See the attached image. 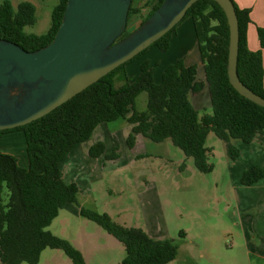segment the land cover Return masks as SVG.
<instances>
[{"label": "trees", "instance_id": "obj_1", "mask_svg": "<svg viewBox=\"0 0 264 264\" xmlns=\"http://www.w3.org/2000/svg\"><path fill=\"white\" fill-rule=\"evenodd\" d=\"M133 2L128 18L139 9ZM162 2L150 0L152 6L139 24ZM233 2L239 21L237 71L248 87L264 97L263 54L248 44L251 9ZM66 4L67 0L58 1L52 10L49 30L38 34L25 30L36 20L34 3L23 0L14 6L10 0H4L0 5V37L27 50L42 47L53 40ZM186 18L193 21L203 75L199 73L198 63L188 64L180 57L164 68L159 83L155 82L154 70L147 61L142 63L139 75L131 80L125 64L150 46L167 50L172 33ZM229 32L220 4L216 0H197L171 30L130 60L47 114L24 125L0 129V136L23 130L28 156V166L23 167L14 154L0 151V264L36 263L46 247L63 249L74 264H94L87 262L68 239L54 234L47 226L61 208L78 201L79 187L76 182L65 180L61 162L76 144L87 141L101 122L122 120L131 124L132 130L126 138L131 148L138 135L154 141L170 138L186 156L193 157L199 170L207 173L213 169L209 160L211 149L205 143L210 131L224 140L232 160L240 156L235 139L249 143L258 134H264V106L241 95L229 81ZM258 37L264 47V27H258ZM117 76L125 80L120 86L114 83ZM205 88L212 113L200 114L191 97ZM142 92L147 94L145 110L136 107V99ZM116 149L106 153L105 143L98 141L88 152L90 157L114 160L118 157ZM263 177L264 167L252 164L243 171L241 183L251 185ZM80 213L99 223L123 244V264H165L178 253V244L171 238H157L142 227L118 223L107 212L81 207Z\"/></svg>", "mask_w": 264, "mask_h": 264}, {"label": "rangeland", "instance_id": "obj_2", "mask_svg": "<svg viewBox=\"0 0 264 264\" xmlns=\"http://www.w3.org/2000/svg\"><path fill=\"white\" fill-rule=\"evenodd\" d=\"M3 1L0 0V5ZM10 1L16 6L23 0ZM28 1L36 6V20L25 30L38 34L47 32L52 23V10L59 0ZM136 1L142 4V8L150 3V0ZM132 21L130 16L125 34L135 29L136 24ZM176 30L172 33V36L175 33L174 38H171L167 50L153 45L125 64L131 80L139 75L142 63L147 61L154 70L155 82L159 83L164 68L178 60L183 52L180 38L184 36L190 47L187 59L198 63L199 73L203 75L199 50L193 45L191 18L181 21ZM124 82L120 76L114 81L115 86ZM208 93L205 88L192 94L200 114L212 113ZM136 107L146 109V92L137 97ZM117 122L122 123V120L112 123ZM96 136L92 137L93 140ZM115 140L118 157L114 160L104 156L92 158L89 148L84 153L82 149L89 145L91 139L76 144L69 151L61 162V170L66 181L77 183L78 201L61 208L47 229L68 239L87 262L123 264V244L99 223L80 213L81 207H87L107 212L118 223L142 227L154 237L173 239L178 244V253L165 264H246L244 248L239 243L241 236L232 221L235 215L234 185L253 159L248 151L242 150L238 159H230L224 140L210 131L205 143L211 149L209 160L213 163V169L207 173L199 170L193 157L186 156L170 138L154 141L144 136L138 140L137 136L132 148L128 146L126 138L122 140L116 137ZM4 141L14 147L18 162L25 165L28 156L24 131L2 134L0 142ZM239 141L243 146L244 143ZM112 151L110 147L109 153ZM228 227L232 229L231 232L222 230ZM182 232L184 236L180 235ZM232 243L234 247L230 250L227 246L230 247ZM21 264L74 263L63 249L46 247L38 262L23 261Z\"/></svg>", "mask_w": 264, "mask_h": 264}, {"label": "water", "instance_id": "obj_3", "mask_svg": "<svg viewBox=\"0 0 264 264\" xmlns=\"http://www.w3.org/2000/svg\"><path fill=\"white\" fill-rule=\"evenodd\" d=\"M197 0H163L135 29L124 33L132 0H67L53 40L27 50L0 37V129L35 120L171 30ZM229 25L227 72L243 96L264 106L237 71L239 21L233 0H216Z\"/></svg>", "mask_w": 264, "mask_h": 264}, {"label": "crops", "instance_id": "obj_4", "mask_svg": "<svg viewBox=\"0 0 264 264\" xmlns=\"http://www.w3.org/2000/svg\"><path fill=\"white\" fill-rule=\"evenodd\" d=\"M234 1L238 4L239 7L242 8L248 7L251 9V22L248 25V32H247L248 44L252 50H261L264 58V47L261 46V42L258 37V27H264V0H234ZM133 6L139 8L138 12L132 16V20H133L132 22L134 23V25L136 24L137 26L140 20L142 19V17L148 13L152 4L149 3V5H147L148 7L142 8V4H140V2L135 0L133 2ZM193 31H194V26H193ZM176 33L179 34L178 30H176ZM174 34L173 36H171L172 39L174 38ZM190 37H192V33ZM193 38H194L193 45L197 46L195 31L193 32ZM186 40L187 39L185 38V36L180 38V43L183 47V52L181 53L180 57H184L186 63L190 64L192 62L188 61L187 59L190 47L187 46L188 42ZM200 66L202 65L200 64ZM207 93H208V89H207ZM191 99L194 102L193 97H191ZM112 122L113 121L101 122L95 127L91 137L87 140L89 141L91 139L89 145L85 146L82 149L84 153H86L87 151L86 148H89L93 143L98 141H103L105 143L106 153H109L110 147L114 149L117 146V141L115 140L116 137L117 138L121 137L122 140L127 138V136L132 130V125L125 121H122V123L120 122L112 123ZM94 135L96 136L95 140H93L94 138H92ZM140 138L141 135H138V140ZM237 141H239V139H235L234 143L240 148V156L242 154V150L248 151L253 156V159L251 160L249 166L252 164H258L264 167V134H258L253 139V141L249 143H245L242 141V143H244L243 146H241L240 141L239 142ZM3 146H7L8 148L6 147L7 149H5ZM14 150H15L14 147L11 144L7 143V141L0 142V151L15 155ZM92 158H97V157H92ZM20 165L26 167L28 166V162L25 165L22 163ZM234 188H235L234 190L235 194L233 196V200H234L235 215L232 221V225L238 228L239 235L241 236V241L239 239L238 240L241 247L244 248V256H245L246 264H264V177L251 185L242 184L240 179L234 185ZM228 204L230 203L228 202ZM222 230L224 232L232 231V229L229 227L224 228ZM233 247H234L233 243L230 247L227 246V248H229L230 250L233 249ZM202 257H204V255H202Z\"/></svg>", "mask_w": 264, "mask_h": 264}]
</instances>
